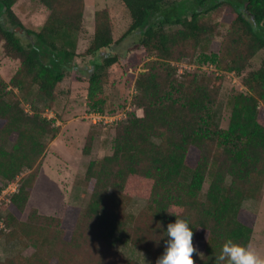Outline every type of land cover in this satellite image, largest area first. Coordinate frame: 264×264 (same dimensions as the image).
Instances as JSON below:
<instances>
[{
    "label": "trees",
    "instance_id": "trees-1",
    "mask_svg": "<svg viewBox=\"0 0 264 264\" xmlns=\"http://www.w3.org/2000/svg\"><path fill=\"white\" fill-rule=\"evenodd\" d=\"M17 1L0 0V37L8 52L22 58L9 82L0 75V191L1 183L14 180L25 168L32 170L21 177L19 190L7 203L3 220L10 230L0 228V237L23 240L34 252L0 258V264H155L175 214L190 223L193 244L204 253L199 264H222L216 257L228 238L249 246L256 213L243 202L260 198L264 185V56L258 67H251L264 49V0H225L236 16L219 49L200 52L217 69L242 74L247 88L232 93L226 128L220 126L217 109L223 74L192 71L179 78L173 64L194 57L218 32L217 23L202 18L211 0H122L131 16L123 35L142 31L140 44L153 56L135 80L132 102L143 115L131 111L118 121L113 153L89 161L86 206H68L63 217L31 208L25 219L21 216L47 139L60 126L38 109L28 111L10 86L26 98L34 92L50 102L55 99L57 84L78 55L85 0H39L49 14L40 29L29 31L34 39L28 47L7 22L15 20ZM95 20L88 55L114 42L108 9L97 10ZM117 61L115 54L95 63L87 92L91 110L105 111L106 73ZM93 141L90 131L84 153L91 152ZM135 198L145 201L138 212L129 210ZM121 231L150 257L148 263L115 245Z\"/></svg>",
    "mask_w": 264,
    "mask_h": 264
},
{
    "label": "rangeland",
    "instance_id": "rangeland-1",
    "mask_svg": "<svg viewBox=\"0 0 264 264\" xmlns=\"http://www.w3.org/2000/svg\"><path fill=\"white\" fill-rule=\"evenodd\" d=\"M208 7L210 9L204 11L202 18L210 23H217L218 32L206 46L198 50L194 57L173 61V64L179 78H183L187 72L192 71L223 74L224 80L217 109L220 126L226 128L230 121L232 93L245 92L247 88L242 82V74L217 69L214 64L204 62L200 52L219 49L220 42L236 13L232 5L225 0H211ZM102 8L108 9L112 18L114 42L88 55L85 51L95 31V13ZM13 10L15 20L7 21L8 25L15 26L14 29L18 33L21 44L28 47L34 39L29 31L40 29L49 14V9L39 0H18L13 5ZM18 21L21 26L18 25ZM130 23V13L122 0H85L83 28L77 46L78 55L75 56L72 67L66 71L64 79L57 84L55 99L50 102L34 92L29 93L26 98L24 92L17 87L10 86L23 98V104L28 111L38 109L43 116L53 119L60 126L57 135L47 139V148L41 156L40 170L26 209L21 216L22 219L27 218L31 208H36L41 214L63 217L68 206H86L91 195L85 181L89 161L113 153L118 121L125 120L131 111H136L140 116L143 115L142 108L136 107L132 102L137 93L135 80L137 74L146 69V63L153 56L140 44L142 31L135 30L123 35ZM115 54L118 56V61L110 66L106 73V105L104 112L99 111L102 115L99 119L93 116L94 110L87 105L89 76L95 63L102 62L105 55ZM263 56L264 49L254 56L251 67H258ZM21 63L22 58L18 52H8L4 39L0 37V75L9 82ZM260 116L264 122L262 103L260 104ZM90 131L94 133V141L91 152L86 154L83 148ZM31 170L25 168L20 174L23 176ZM4 184L1 183L2 189ZM208 185L209 180L207 179L204 188L206 189ZM5 194L0 192V218L2 220L7 213L6 207L11 197ZM261 197L246 198L243 205L254 213L259 211L258 223L254 227L253 241L251 239L250 244L256 251L264 254V199L261 200ZM144 204L145 201L142 198H135L129 210L138 212ZM1 229L5 232L10 230L5 224ZM115 245L124 254L136 260L142 263L149 262L150 257L131 243L127 231L117 233ZM33 252L34 248L30 245L26 246L23 240L0 237V258L2 260L18 254L29 256ZM193 259L199 264L201 258L194 252Z\"/></svg>",
    "mask_w": 264,
    "mask_h": 264
},
{
    "label": "clouds",
    "instance_id": "clouds-1",
    "mask_svg": "<svg viewBox=\"0 0 264 264\" xmlns=\"http://www.w3.org/2000/svg\"><path fill=\"white\" fill-rule=\"evenodd\" d=\"M175 215V221L167 224L163 251L156 258L155 264H197L193 253L202 260L204 253L193 244V231L189 227V221ZM216 259L222 264H264V254L231 238L223 242Z\"/></svg>",
    "mask_w": 264,
    "mask_h": 264
},
{
    "label": "built area",
    "instance_id": "built-area-1",
    "mask_svg": "<svg viewBox=\"0 0 264 264\" xmlns=\"http://www.w3.org/2000/svg\"><path fill=\"white\" fill-rule=\"evenodd\" d=\"M93 116L99 117V119H101V117H102V115L99 111H94ZM125 117H126V115H125ZM21 177H22L21 174H19V175H17V177L14 180H11V181L5 183L3 186V189L0 192H2L3 194L6 193L5 195H8V197L12 196V194L14 192H17L19 190ZM0 201H1V199H0ZM2 227H4V224H3V220L0 218V228H2Z\"/></svg>",
    "mask_w": 264,
    "mask_h": 264
},
{
    "label": "crops",
    "instance_id": "crops-1",
    "mask_svg": "<svg viewBox=\"0 0 264 264\" xmlns=\"http://www.w3.org/2000/svg\"><path fill=\"white\" fill-rule=\"evenodd\" d=\"M264 199V189H263V195H262V197H261V200H263ZM257 213V219H256V224H255V227H256V225H257V223H258V215H259V211L258 212H256ZM255 230V229H254ZM254 234V233H253ZM253 237V236H252ZM252 241H253V239H252ZM251 243V242H250ZM250 247H251V244L249 245Z\"/></svg>",
    "mask_w": 264,
    "mask_h": 264
}]
</instances>
